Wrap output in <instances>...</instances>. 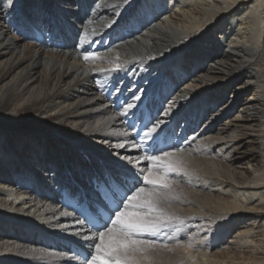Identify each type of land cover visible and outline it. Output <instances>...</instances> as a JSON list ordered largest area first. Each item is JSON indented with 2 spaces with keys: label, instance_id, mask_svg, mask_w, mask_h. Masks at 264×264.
Here are the masks:
<instances>
[{
  "label": "bare ground",
  "instance_id": "1",
  "mask_svg": "<svg viewBox=\"0 0 264 264\" xmlns=\"http://www.w3.org/2000/svg\"><path fill=\"white\" fill-rule=\"evenodd\" d=\"M153 148L184 173L151 264H264V0H0V264H84Z\"/></svg>",
  "mask_w": 264,
  "mask_h": 264
},
{
  "label": "snow or ice",
  "instance_id": "2",
  "mask_svg": "<svg viewBox=\"0 0 264 264\" xmlns=\"http://www.w3.org/2000/svg\"><path fill=\"white\" fill-rule=\"evenodd\" d=\"M84 59L88 60L89 56L85 55ZM127 107L131 109L133 105ZM161 123L149 128L145 137L155 139L153 134ZM178 151L182 149L153 148V154L137 158L136 162H147L139 173L142 183L112 201L106 217L93 218L85 213V220L90 223V235L85 239L92 241L89 247L94 250L86 254L84 264H151L158 248L167 247L151 237L179 221V217L168 211L171 203L180 198L173 179L184 173ZM77 223L85 221L77 220Z\"/></svg>",
  "mask_w": 264,
  "mask_h": 264
},
{
  "label": "rangeland",
  "instance_id": "3",
  "mask_svg": "<svg viewBox=\"0 0 264 264\" xmlns=\"http://www.w3.org/2000/svg\"><path fill=\"white\" fill-rule=\"evenodd\" d=\"M124 179V181L123 182H126L129 186H130V188L131 189H133L135 186H138L137 184H138V182H133V180H131V179H126V178H122V179H118V178H116V182L117 183H122V180ZM129 191V190H128ZM15 196H13V197H11L10 196V198H12L13 200H15L16 202H23L24 200H25V196L23 197V196H17V198H14ZM9 198V199H10ZM77 207V206H76ZM83 261H84V259H83Z\"/></svg>",
  "mask_w": 264,
  "mask_h": 264
}]
</instances>
